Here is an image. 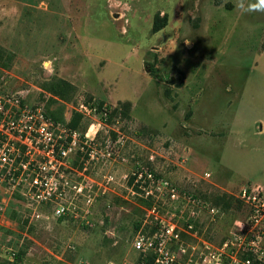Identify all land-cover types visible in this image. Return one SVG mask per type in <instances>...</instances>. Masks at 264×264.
I'll return each instance as SVG.
<instances>
[{"label": "rangeland", "instance_id": "rangeland-1", "mask_svg": "<svg viewBox=\"0 0 264 264\" xmlns=\"http://www.w3.org/2000/svg\"><path fill=\"white\" fill-rule=\"evenodd\" d=\"M10 99L42 107L71 150L61 198L30 207L0 187V264L30 245L35 264L138 262L135 238L161 219L182 232V263L199 260L246 220L240 191L264 190V0H0ZM100 102L107 121L86 110ZM30 157L36 171L47 159ZM140 168L216 212L134 188Z\"/></svg>", "mask_w": 264, "mask_h": 264}, {"label": "built area", "instance_id": "built-area-1", "mask_svg": "<svg viewBox=\"0 0 264 264\" xmlns=\"http://www.w3.org/2000/svg\"><path fill=\"white\" fill-rule=\"evenodd\" d=\"M86 110L89 114L100 113L106 121L109 118L110 112L106 108L102 112L96 106ZM53 127L54 124L42 107L24 108L19 99L0 101V187L22 192L30 207L61 198L56 196L61 195V185L67 184L65 174L60 173L58 166L63 164L71 148L66 146L65 141L59 143V140H54ZM34 150L47 155L45 162L38 165L37 171L30 157ZM57 150L58 160L50 157ZM135 176L134 188L145 191L147 195L153 190L168 191L170 197L167 198L172 203L185 201L216 212V209L202 201L182 197L173 185L159 179L151 170L140 168ZM146 184L152 189L150 192ZM75 189L77 197L92 202V186L79 184ZM239 196L248 208L246 220L239 222L238 230L215 251L204 253L199 260L192 256L185 264H264V190L257 185L247 186L240 191ZM68 211L70 207L61 204L57 214L65 215ZM157 225L155 231L143 230L135 238L133 249L141 254L139 261L124 264H184L181 259L187 255V249L179 226L167 219L159 220Z\"/></svg>", "mask_w": 264, "mask_h": 264}, {"label": "crops", "instance_id": "crops-1", "mask_svg": "<svg viewBox=\"0 0 264 264\" xmlns=\"http://www.w3.org/2000/svg\"><path fill=\"white\" fill-rule=\"evenodd\" d=\"M32 239L35 240V238H32ZM205 243L209 244V242H205ZM194 248L198 249V250H201V251L205 249V247H203L202 245H199V244L198 245H194ZM26 250H27V252H26V255L24 256L23 264H35L38 259H37V257L34 254V246L30 245L29 248L26 249Z\"/></svg>", "mask_w": 264, "mask_h": 264}, {"label": "trees", "instance_id": "trees-1", "mask_svg": "<svg viewBox=\"0 0 264 264\" xmlns=\"http://www.w3.org/2000/svg\"><path fill=\"white\" fill-rule=\"evenodd\" d=\"M98 110H99V112H102V111L105 110V108H104V103H102V102L98 103ZM107 110H108V109H107ZM108 111H109V110H108ZM109 116H110V114H109Z\"/></svg>", "mask_w": 264, "mask_h": 264}]
</instances>
